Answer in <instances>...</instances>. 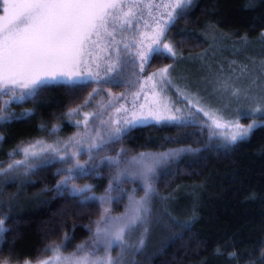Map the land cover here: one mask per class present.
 Instances as JSON below:
<instances>
[{
  "label": "trees",
  "instance_id": "1",
  "mask_svg": "<svg viewBox=\"0 0 264 264\" xmlns=\"http://www.w3.org/2000/svg\"><path fill=\"white\" fill-rule=\"evenodd\" d=\"M179 11L172 12L176 19L161 38L177 55L154 56L146 71L185 62L176 69L178 73L199 79L206 72L204 65L224 76L229 60L230 64L262 62L264 67V0H192L183 17L177 16ZM158 16L164 26L168 18ZM137 69L127 63L123 73ZM178 73H173L176 81ZM121 84L125 85L119 82L117 87ZM95 85L51 83L35 97L12 102L8 118L0 121V169L23 160L21 148L36 141L54 145L59 152L58 156L45 152L34 162L30 158L31 167L26 163L0 175V220L6 229L0 235V262L36 261L49 255L51 251L45 249L64 245L65 236V252H76L81 245L92 250L103 208L120 217L129 205V194L135 190L136 199L144 196L141 180L121 178L117 185L113 179L125 162L144 153L158 157L175 152L165 161V169L151 176L155 191L147 238L142 249L132 247L124 254V264H264V114L256 115L262 122L245 140L228 145L219 144L210 123L197 112L196 120L181 124L137 127L111 141L109 153L107 148L97 150L68 189H58L64 179L59 173L77 161L83 166L85 158L81 150L79 159L72 158L69 165V150L53 142H62L82 128L67 113L83 104ZM182 148L197 152L179 155ZM117 155L119 169L105 160ZM110 183L122 190L110 193L108 205L69 195L72 186L91 185L86 195L102 197ZM139 237L140 232L132 234L129 244L136 245ZM102 252L100 245L96 253ZM109 254L121 256V251L114 246Z\"/></svg>",
  "mask_w": 264,
  "mask_h": 264
},
{
  "label": "snow or ice",
  "instance_id": "2",
  "mask_svg": "<svg viewBox=\"0 0 264 264\" xmlns=\"http://www.w3.org/2000/svg\"><path fill=\"white\" fill-rule=\"evenodd\" d=\"M191 3L192 0H175L174 4L165 5V7H170L173 11L179 9L177 16L183 17L184 10ZM134 6L129 5L128 11L125 12L121 0H4L3 11L5 15L0 17V20L4 22V25L0 26V95H9L11 100L5 101L3 106H0V120L6 118L5 113H7L12 102L23 101L27 97H35L50 83L70 85H77L85 81L98 83V72L93 75L89 70L87 76L73 78L62 69L76 68L82 63L86 64L84 57L92 54L88 49V44L96 43V41L91 40V37L93 35L99 37L101 30L111 36L116 31V21H120L125 25L131 23L128 17L133 15L132 8ZM175 19L176 17L170 11L165 25L160 26L157 24L153 29L150 37L151 43L137 50V56L141 61V71L144 70L145 65L150 64L154 56L177 55L174 47L170 43H164L161 39L165 37L169 24L174 23ZM110 21H112L111 25ZM110 27L111 31H109ZM127 47L128 45H125V49ZM117 64H122L119 58L116 59L115 63H109L105 71H116ZM170 67L169 65L159 69L148 76L147 80L152 81L154 77H159L161 89H163L164 84H171ZM97 68H99V65H97ZM17 89H23L24 91L18 92ZM231 95L238 96L239 89H233ZM197 110L204 111V115L212 121V124L209 125L210 129L235 128V131L227 137L232 143L245 140L257 127L256 124H249L244 128L238 122L233 121L222 123L223 117L219 116L216 111H205L203 108ZM80 111V108L70 109L67 116L69 119H73L78 116ZM180 111L181 109L175 108L173 110L166 104L149 109L147 113L133 111L130 116L123 118V124L108 132L106 139L100 137L97 142L96 137H89L90 147L102 151L106 143L119 139L121 134H127L137 127L153 123L157 125L184 123L181 116L174 114V112L179 113ZM256 111L260 112L261 109L257 108ZM92 115L99 119L96 114ZM250 115V113L242 114L241 118H247ZM76 122L78 125L81 123L79 119ZM83 123L86 126L85 133L87 134V115L84 116ZM56 131H58L57 128L52 129L53 133ZM213 134L219 135L221 133L213 131ZM96 135L99 136L98 133ZM71 139L76 144L81 143L80 140ZM38 147L39 151H37ZM20 151L23 152L24 159L9 164L7 169H0V175L9 174L18 166L26 163L31 167L30 158L34 162L35 158L42 152L59 155L56 146L45 145L43 141L30 144ZM78 154L73 153V156ZM143 155L141 154L139 159L134 157L131 162H125L129 164V167L119 170L118 176L113 179L117 185H119L121 178L132 181L141 180L144 196L136 199L135 190L132 194H129V205L125 214L120 217H112L109 214L108 207H104V215L101 221L97 222L94 235L97 249L89 250L84 245L78 246L76 252L72 255L57 257L58 264H124L123 256L130 248L135 247L137 251L143 248L149 230L148 225L151 223L152 208L150 203L155 191L151 176L157 164L166 161L176 153L160 154L158 157L152 158L151 162L145 166L132 167L133 165L142 164ZM59 159L65 160V156H59ZM105 160L109 166H116L119 169L120 159L118 157H105ZM66 163L72 165V157H68ZM81 170L82 166L77 161L73 167L59 173L64 176V179L60 181L57 188L68 189L69 183L75 176L81 174ZM113 190L122 189H114L113 184L110 183L104 196L89 197L86 193L92 191L91 185L80 188L72 186L69 195L80 197L82 201L85 199H98L101 205H108L112 202L110 193ZM3 223V220H0V235L6 231ZM136 232H140V237L136 245H130L128 242L129 237ZM64 239L66 241L64 245L55 249H45V251L60 252L62 248L67 246L68 237L65 236ZM99 245L104 246L105 256L103 257L96 255ZM114 246L121 251V257L116 259L109 255ZM232 255L234 256L235 253ZM90 256L93 258L90 259ZM38 264H53V261H38Z\"/></svg>",
  "mask_w": 264,
  "mask_h": 264
},
{
  "label": "rangeland",
  "instance_id": "3",
  "mask_svg": "<svg viewBox=\"0 0 264 264\" xmlns=\"http://www.w3.org/2000/svg\"><path fill=\"white\" fill-rule=\"evenodd\" d=\"M174 3L175 0H121L123 11L125 12L128 11L129 5H135L132 8L133 15L128 17L131 23L125 25L120 21H116V31L111 36L106 34L103 30H101L99 37L93 35L91 40L96 41V43L88 44V49L92 54L84 57L87 63H82L76 68L62 69V71L68 73L73 78H83L87 76L89 70H91L93 75H96L97 72L99 73V76H97L98 83L95 81H85L96 83V85L92 88L91 94L83 104L76 107L80 108L81 111L73 120L77 121V119H79L82 128H80L75 135H72V137L62 142H53V144H61L60 147L63 151L68 149L70 155L75 160L79 159L80 151L83 150V158H85L83 159V171L85 167L89 165L91 160L90 157L94 156L97 151V149L90 147L89 137H96L97 142L100 137L106 139L108 132L123 124V118L130 116L133 111H143L147 113L149 109L166 104L173 110L175 108L181 109L179 113L174 112V114L181 116L184 122H186L187 119L196 120L195 112H197L198 117H204L211 125L212 121L209 120L208 116L204 115V111H198V108H203L205 111H216L219 116L223 117L222 123L225 121L238 122L244 128L249 124H256L258 126L262 122L256 119V115L264 114V67L262 62H233L230 64L229 60L224 69V76H217L210 71L208 68L209 66L207 67L204 65L206 72L202 70L205 73L199 76V79L192 78L188 74L178 73L176 69L185 64V62H182L177 66L174 65L172 68H169L171 84H164L163 89H161L159 77H154L152 81L147 80L148 76H151L159 69L146 71L144 67V70L141 71V61L137 56V50L151 43L150 37L152 36L153 29L157 24L161 26L162 22L158 14L168 18V13L170 11L173 12V10L170 7H165V5ZM0 6V17H3L5 15L3 11L4 0H0ZM152 12L154 13L152 14ZM111 23L112 21H110V25ZM3 25L4 22L0 20V26ZM111 30L110 27L109 31ZM125 45H128L127 49H125ZM117 58L122 62V66L121 64H117L116 71L106 72L105 69L108 64L115 63ZM127 63L139 68V70L137 69L136 72L134 70L132 73L130 72V74L129 72L127 74L123 73ZM97 65H99V68H97ZM201 67L203 68V66ZM174 71L179 74L177 81L173 76ZM119 82L128 85L125 86L121 84L117 87ZM233 89H239L238 96L231 95ZM17 91L24 90L17 89ZM2 96L4 102L11 100V96L9 95ZM141 105L143 106L142 109ZM257 108H260L261 111L257 112ZM249 113L251 114L250 117L241 118L242 114ZM92 114H96L99 119H96ZM85 115L88 116L87 134L85 133L86 126L83 123ZM5 116V119H7L9 115L5 113ZM125 127H127V125H125ZM53 128L59 129V126ZM213 131L221 133L216 135L219 144L228 145L232 143L227 137L230 136L231 132L235 131V128H219L213 129ZM97 133L99 136L96 135ZM71 138L80 140L81 143L76 144ZM44 144L49 145L47 142H44ZM28 146L29 145H25L22 148ZM104 148H107V153H109L111 150V142L106 143ZM37 151H39V147ZM196 152L197 150L186 152L184 148L178 151L179 155L183 156H188ZM43 153L45 152L40 153V155ZM73 153L79 154L73 156ZM116 157H118V155ZM140 157L141 154L135 155V158L139 159ZM154 157L157 156L144 153L142 164L133 165V167L145 166L149 164ZM131 161V158L127 160V162ZM166 165L165 161L157 164L155 171L165 169ZM126 167H129V164L124 166V168ZM158 219L156 222H161V220ZM92 246L93 247L90 249H97L96 243ZM55 248L57 247H53L52 249ZM73 253L75 252L67 253L65 250H61L58 253L51 251L49 255L36 261L26 262H28V264H38V261L48 260L53 261V264H58L57 257L70 256ZM96 255L103 257L105 253H96ZM109 255L113 259L121 257L118 255ZM89 258L92 259L93 257L90 256ZM26 262L21 264H26ZM0 264L11 263L0 262Z\"/></svg>",
  "mask_w": 264,
  "mask_h": 264
}]
</instances>
